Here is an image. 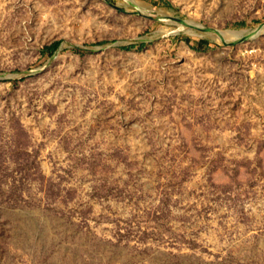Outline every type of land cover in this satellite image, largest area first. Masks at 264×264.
I'll return each mask as SVG.
<instances>
[{
    "label": "rangeland",
    "instance_id": "1",
    "mask_svg": "<svg viewBox=\"0 0 264 264\" xmlns=\"http://www.w3.org/2000/svg\"><path fill=\"white\" fill-rule=\"evenodd\" d=\"M0 264H264V0H0Z\"/></svg>",
    "mask_w": 264,
    "mask_h": 264
},
{
    "label": "trees",
    "instance_id": "2",
    "mask_svg": "<svg viewBox=\"0 0 264 264\" xmlns=\"http://www.w3.org/2000/svg\"><path fill=\"white\" fill-rule=\"evenodd\" d=\"M61 43L62 40L55 41L54 43L47 45L42 51L44 54L49 52L54 53L60 48Z\"/></svg>",
    "mask_w": 264,
    "mask_h": 264
},
{
    "label": "bare ground",
    "instance_id": "3",
    "mask_svg": "<svg viewBox=\"0 0 264 264\" xmlns=\"http://www.w3.org/2000/svg\"><path fill=\"white\" fill-rule=\"evenodd\" d=\"M132 2V1H131ZM224 34H226V32H223ZM212 34V33H211ZM214 35V34H213ZM218 36V35H217ZM219 37V36H218Z\"/></svg>",
    "mask_w": 264,
    "mask_h": 264
}]
</instances>
